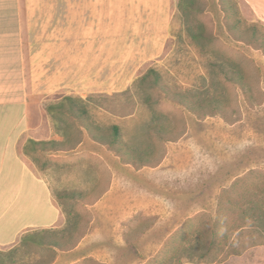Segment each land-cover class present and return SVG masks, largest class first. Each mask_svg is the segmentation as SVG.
Returning a JSON list of instances; mask_svg holds the SVG:
<instances>
[{
  "label": "rangeland",
  "instance_id": "374dc122",
  "mask_svg": "<svg viewBox=\"0 0 264 264\" xmlns=\"http://www.w3.org/2000/svg\"><path fill=\"white\" fill-rule=\"evenodd\" d=\"M248 1L252 4L171 0L162 57L123 93L88 99L98 134L106 133L107 140L112 126L121 128L122 156L91 141L67 116L61 124L81 147L36 153L38 162L31 161L39 174L49 171L53 196L77 188L85 193L82 201L63 200L79 214L85 235L94 231L91 221L97 219L95 240L116 237L124 244H80V239L78 249L65 252L22 247L18 241L0 246V264H47L53 258L52 264H264V235L252 220H240L232 206L236 199L248 207L264 206V41H251L247 29L257 25L264 35V0ZM117 16L111 28L122 31L129 22L122 24ZM57 38L29 40L53 46ZM222 68L230 76L242 72L245 87L228 81ZM151 69L158 74L141 84ZM181 93L203 99V113L214 108L205 100L223 96L225 109L210 116L191 112L180 102ZM45 119L53 126L56 118ZM107 163L119 182L104 213L91 204L111 183ZM216 223L220 235L211 247ZM115 226L117 230L111 228Z\"/></svg>",
  "mask_w": 264,
  "mask_h": 264
},
{
  "label": "crops",
  "instance_id": "0c3cea01",
  "mask_svg": "<svg viewBox=\"0 0 264 264\" xmlns=\"http://www.w3.org/2000/svg\"><path fill=\"white\" fill-rule=\"evenodd\" d=\"M171 7V0H0V246L16 244L28 231L66 223L53 196L49 171L39 174L38 165L31 163L38 162L36 153L68 152L51 150L50 145L43 150L41 143H63L67 135L61 122L69 113L61 116L48 109L69 97L82 100L92 117L89 98L131 88L139 73L165 53ZM114 14L122 24L129 22L122 31L111 28ZM32 37H58L53 41L57 45L35 46ZM49 116L56 118L53 126L45 119ZM81 144L73 141L57 148L77 149ZM106 166L113 175L111 183L91 204L104 213L110 210L109 199L118 194L113 187L119 182L111 163ZM91 226L94 231L86 233L80 244H124L116 237L111 242L95 240L97 219Z\"/></svg>",
  "mask_w": 264,
  "mask_h": 264
},
{
  "label": "trees",
  "instance_id": "16d2710c",
  "mask_svg": "<svg viewBox=\"0 0 264 264\" xmlns=\"http://www.w3.org/2000/svg\"><path fill=\"white\" fill-rule=\"evenodd\" d=\"M252 33V39L254 43H257L259 41H264V35L260 31V28L257 25H251L247 28ZM261 35V37H260ZM261 47H264V42L261 43ZM225 76L227 77L228 81L234 82L238 84L241 87H245L244 83L246 80L245 75L237 71L235 73L236 76H230L229 73L225 70V68H222ZM158 74L156 70L151 69L149 72L143 77L142 80H140V83L142 84L145 82L148 77H150L151 74ZM146 79V80H145ZM158 81V80H156ZM180 102L185 105L191 112L197 113L200 110H202V113L204 111L205 105H203V99H192L190 95L186 93H181L179 95ZM205 103L207 106L214 107L211 110L208 109L207 112H204L203 114L205 116L213 115L214 113H222L225 109L226 100L222 96H213L212 98H209L205 100ZM69 108L66 112V108ZM50 113L60 114L63 116L66 113H69V118L75 119L76 121H79L87 130L88 134L91 136L93 140H95L98 143H103L106 145H109L111 147L112 151H115L118 153V155H123V148L126 146L122 144L121 137L122 132L121 128L117 125L112 126V136L111 138H108L106 140V133L104 132H96L95 131V124L92 121V117L89 116V112L86 109V106L84 102L80 99H72V98H64V100L56 105L51 106L49 109ZM58 117L59 120L62 119V117ZM57 118V115H56ZM63 120V119H62ZM75 141V138L73 136L66 135V140L63 143H59L56 141H50V142H44L41 143L43 145V150L46 151L47 145H50L51 150H64L67 151L69 149L66 148H57L59 145L62 146L63 144H68ZM35 147L40 145V143L33 142ZM79 143V142H78ZM74 148L70 149L73 150ZM37 150V148H35ZM57 201L60 202V206L63 210V213L66 217V226L63 229L60 228H48V229H35L32 231H28L25 234L21 236L20 244L22 247H29L31 245L37 246L40 248H44L47 250L52 251H71L75 247L78 246L79 240L82 239L85 236V232L82 231V227L80 225V216L78 213H76L71 207L67 206L63 200H73V201H82L85 199V193L81 191H62L57 196ZM232 206L235 207L239 211V217L240 220H252L255 227L259 229V231L264 235V206L261 207H248L246 203L242 202V200L236 199L232 201ZM226 225L228 226V222H226ZM220 224L216 223L213 228V242L211 243V247L215 246L216 238L220 235ZM2 260V259H0ZM54 258L48 260L47 264H52L54 262Z\"/></svg>",
  "mask_w": 264,
  "mask_h": 264
},
{
  "label": "bare ground",
  "instance_id": "6f19581e",
  "mask_svg": "<svg viewBox=\"0 0 264 264\" xmlns=\"http://www.w3.org/2000/svg\"><path fill=\"white\" fill-rule=\"evenodd\" d=\"M154 29V28H153Z\"/></svg>",
  "mask_w": 264,
  "mask_h": 264
}]
</instances>
